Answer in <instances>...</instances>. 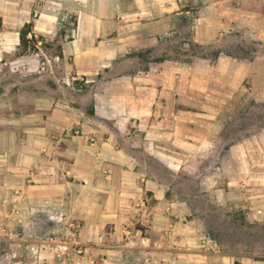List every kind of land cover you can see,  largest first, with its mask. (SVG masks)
Masks as SVG:
<instances>
[{
    "label": "crops",
    "instance_id": "crops-1",
    "mask_svg": "<svg viewBox=\"0 0 264 264\" xmlns=\"http://www.w3.org/2000/svg\"><path fill=\"white\" fill-rule=\"evenodd\" d=\"M259 79L264 0H0V219L78 224L49 264H264L221 234L264 219Z\"/></svg>",
    "mask_w": 264,
    "mask_h": 264
},
{
    "label": "rangeland",
    "instance_id": "rangeland-1",
    "mask_svg": "<svg viewBox=\"0 0 264 264\" xmlns=\"http://www.w3.org/2000/svg\"><path fill=\"white\" fill-rule=\"evenodd\" d=\"M245 84L250 87V93L245 89L241 90L240 87L232 101L236 109L242 107L243 111L247 107L246 111L235 112L237 118L234 129L249 122L250 115L254 116V120H257L260 115L264 116V97L258 95L264 93V80L245 81ZM257 124L253 127L259 126ZM14 214L17 215L18 212L15 211ZM45 219L41 224H34L30 218L23 222L16 216L9 220L0 219V264H49L53 258L65 263L80 261L85 254L72 253L71 256L62 257L53 253L52 250L43 249L37 254L33 252L32 246L37 241L47 239H68L83 245L75 235V232L80 229L78 224L70 226L65 222H52L47 220V217ZM224 227L226 230L221 233L223 240L232 243L235 248L244 247L250 253L263 255L264 259V219L244 224H225Z\"/></svg>",
    "mask_w": 264,
    "mask_h": 264
},
{
    "label": "built area",
    "instance_id": "built-area-1",
    "mask_svg": "<svg viewBox=\"0 0 264 264\" xmlns=\"http://www.w3.org/2000/svg\"><path fill=\"white\" fill-rule=\"evenodd\" d=\"M38 14L34 13V17H37ZM75 30L74 27L71 26V31L69 32V37H74ZM28 39L30 40L31 46H34L35 51L41 53V61L39 65V70L42 73H52L55 70L56 62L60 61L59 55H50L46 53L45 49L47 47V43L45 39L41 37H35L34 35L29 34ZM25 67V66H24ZM258 213H262V210L259 209ZM203 244L209 245V242H212L213 246H218L215 241H212L209 236L203 238ZM43 249L52 250L53 253L58 254L59 256H71L72 253H76L78 255L85 254V247L78 242L69 241L68 239H47L37 241L33 246L32 250L34 253H39Z\"/></svg>",
    "mask_w": 264,
    "mask_h": 264
},
{
    "label": "trees",
    "instance_id": "trees-1",
    "mask_svg": "<svg viewBox=\"0 0 264 264\" xmlns=\"http://www.w3.org/2000/svg\"><path fill=\"white\" fill-rule=\"evenodd\" d=\"M25 33H26L25 31L22 32V42H23V44L26 43ZM249 118H250L249 122L245 123L246 128H250L251 127L250 130H252V131H256V130L264 128V116L260 115V117H258L257 120H254V116L253 115H250ZM258 122H259V124H257ZM254 124L255 125L257 124L259 126L253 127Z\"/></svg>",
    "mask_w": 264,
    "mask_h": 264
}]
</instances>
